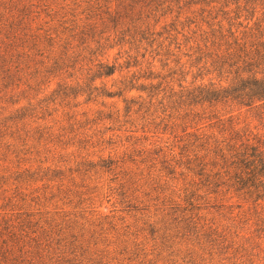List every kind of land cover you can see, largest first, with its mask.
I'll use <instances>...</instances> for the list:
<instances>
[{"label":"trees","instance_id":"1","mask_svg":"<svg viewBox=\"0 0 264 264\" xmlns=\"http://www.w3.org/2000/svg\"><path fill=\"white\" fill-rule=\"evenodd\" d=\"M156 134L177 184L149 251L96 201L150 212L129 164ZM183 258L264 264V0H0V264Z\"/></svg>","mask_w":264,"mask_h":264},{"label":"rangeland","instance_id":"2","mask_svg":"<svg viewBox=\"0 0 264 264\" xmlns=\"http://www.w3.org/2000/svg\"><path fill=\"white\" fill-rule=\"evenodd\" d=\"M116 52L117 50H115L112 53V57H111L112 59ZM145 66L146 65L143 66L142 71H145ZM157 66L158 68L155 70L156 72H158L161 67L159 62H157ZM162 73L168 74L169 73L168 68L163 70ZM116 76H118V74H116ZM179 78H181L180 75H175V79H176L175 86L177 89H179V86H178V83L180 82ZM192 80H193V76H192V73H190L187 76L184 84L189 85ZM111 83H113V80L109 78L108 84L111 85ZM144 96H146V94H144ZM123 106H124V103L120 102L119 107L123 108ZM139 127H141V122H140ZM110 134H112V132H108L106 136H109ZM137 135L138 136L140 135L141 137L142 136L141 131H139ZM163 137H164V140H166L169 137V135L167 134V135H164ZM135 139L136 138L130 140V142L132 143L133 141H135ZM158 140H159L158 134L149 137L148 140H145L142 138L141 142H138L135 148H137L138 150L145 149V151L143 155H139L136 153L133 156L134 162L129 164L131 176L133 178L136 177L137 180H139L136 185H133L134 187L138 188L137 192L141 195L148 194V195H153L154 197V200L152 201L153 202L152 206L150 208V212L145 211V210H140L138 212H128V213L123 212L122 213L120 211H114L115 199H112L110 201V200H107V198L102 197L96 201L97 208H99L103 212L106 211L110 215L116 216L113 222L118 224L120 228L125 227V225H129L128 230H130V232L132 233H135L136 229L144 227L145 232H143V234L145 236H148L146 241H147V248L149 249V251H153L155 249L158 250L157 248L155 249H152V248L154 247V244L157 243L156 236L158 235V238H159L162 231L173 234L172 229H169L171 228V226L168 224V223L172 224L171 220L168 217H166L164 212H161L159 210V207H158V210L156 209L157 204L158 206H164L166 204V201H164L166 199L165 193L168 195L169 192L171 191L170 188H173L177 184V179L173 177L174 175L170 174L169 172H167V170L163 169L164 158L162 156V153L159 152L158 150L160 146ZM126 145H130V143H126ZM122 149H124V147ZM122 149H121V152H122ZM105 154L107 155V152ZM175 176L178 177V175H175ZM156 197H158V200L156 199ZM151 215H156L158 218L154 217L152 219L146 220V218H148ZM121 216H125V223H122V221L118 220V217H121ZM156 221H158L157 227L162 226L160 228L161 230H158L157 235L154 234V232L150 231L151 228H153V226L151 227L148 226L149 223L156 222ZM145 222H147V224L144 225ZM81 224L85 226V230L82 232L85 234V238L87 240L92 238L91 235L95 233L94 231H97V233H95L92 240L96 242H99L100 240L105 239L106 243L114 242V243L123 244V242H125L124 240L126 241L132 240V239L125 238V236H119L116 233V231L110 229L109 219L106 220V224H105L106 232L105 233L99 232L98 228L94 224H91L90 221H88L87 219H82ZM106 235L107 237H105ZM178 241H180V238H176V241L172 244V246H170L171 245L170 243H167V246L165 247L162 253L163 258L178 260L179 256L184 257L183 253L180 254L177 251ZM185 259L187 260L188 258H183L182 259L183 261H181V264H187V261ZM158 264H164V261L162 259H159Z\"/></svg>","mask_w":264,"mask_h":264}]
</instances>
